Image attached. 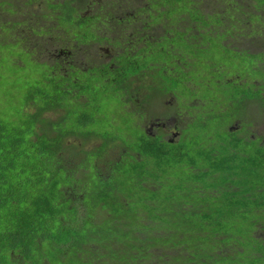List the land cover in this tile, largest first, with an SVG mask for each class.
Wrapping results in <instances>:
<instances>
[{"label":"trees","instance_id":"trees-1","mask_svg":"<svg viewBox=\"0 0 264 264\" xmlns=\"http://www.w3.org/2000/svg\"><path fill=\"white\" fill-rule=\"evenodd\" d=\"M31 1L0 0L7 60L24 66L30 59L41 71L23 97L20 124L16 114L0 115V264H168V256L185 259L179 264H264L256 234L264 222L253 217L264 215V132L251 129L252 117L264 120V0L256 12L244 10V0H214L210 7L219 10L193 0L204 24L176 27L183 32L173 44L162 43L169 15L185 18L173 0H126L132 10L118 16L112 9L121 0H50L48 7L39 0L38 11L22 12ZM100 7L106 12L83 14ZM152 10L167 20L156 24ZM210 11L216 21L206 20ZM202 34L251 58L242 64L247 75L210 58ZM115 38L143 45L123 64L125 53L105 59L98 51ZM186 46L192 62L183 61ZM204 63L216 73L209 77ZM137 80L146 81L144 100L116 110L111 126L96 123L112 98L118 108L130 100ZM215 80L224 92L192 98L197 82L215 89ZM168 94L175 100L159 107L176 111L178 103L186 116L173 139L139 124ZM31 103L34 111L26 109ZM86 142L95 144L85 150ZM167 237L175 243L165 245Z\"/></svg>","mask_w":264,"mask_h":264},{"label":"rangeland","instance_id":"rangeland-1","mask_svg":"<svg viewBox=\"0 0 264 264\" xmlns=\"http://www.w3.org/2000/svg\"><path fill=\"white\" fill-rule=\"evenodd\" d=\"M27 0H23V2L21 3L22 5L24 4V2H26ZM31 1V0H30ZM62 1V0H61ZM103 0H86L84 3V5H95V4H99V2H101ZM105 1V0H104ZM263 0H253V2L251 3V8L250 6H248V0H244L243 4H246L247 6H243V8H245L244 10H252L254 12H256V7L258 5L259 2H261ZM39 0H33L31 1V7L29 10H24L22 12H27V11H31V13H35L38 10H32L34 8H39ZM46 7L50 6V0H44ZM68 1L64 2V3H57L56 5H65V3H67ZM117 2V6L118 8L116 9H112L115 10L116 12V16L118 15H127L128 14V10H132V9H128V3L126 2V0H121V1H115ZM176 9L173 10H181L186 12V13H182L183 16L185 18H182L183 21L179 22L178 20V15L173 18L172 15L170 16V24L172 27H169L167 29L162 30L164 32V38L162 40V43L165 42H170L171 44H173V42L175 41V33L176 32H183V30H180L179 28L176 27H182V29H184L187 24L191 27V26H195L196 28L198 27L199 23H201L202 25L204 24V21L201 22V20H197V18H199L200 16L198 14V8L195 7V1L193 0H184V1H180V0H173ZM226 3V1H224ZM206 5H203L204 10H219V9H214L212 7H210L211 5H214V0H207L205 2ZM209 5V6H208ZM222 5H225L224 3H222ZM229 5V4H228ZM6 6V5H5ZM230 8H234L233 6L229 5ZM7 7V6H6ZM62 8L64 6H61ZM115 7V6H114ZM60 10H63V9ZM122 8V9H121ZM124 9V10H123ZM162 9V8H161ZM46 12H49V16L51 15L52 10H47L45 9ZM98 10H105V8H97L95 10H83L85 12H83L84 15L90 14V13H97ZM127 10V11H126ZM170 10V9H169ZM95 11V12H94ZM159 10H152V14H153V19L156 22V24L162 22H165L167 20L165 15H162L161 13L157 16V12ZM260 12L264 13V10H261ZM54 13V12H52ZM234 12L232 10H229V12L227 13V15L231 16ZM209 16H206V20H214L216 21L217 18L216 16L214 17V13L212 11L209 12L208 14ZM26 16V15H25ZM59 20L64 19L65 15L62 13H60V15L58 16ZM138 18H143L142 15L138 16ZM32 20L35 22L37 19L36 18H32ZM205 20V17H204ZM189 22V23H187ZM227 25V24H226ZM96 27H93V29ZM187 28V27H186ZM116 30V29H115ZM125 32L127 33H131L132 30L130 29H125ZM161 32V31H160ZM160 32L157 34L159 35ZM92 33L95 34V38L92 37ZM114 34L117 35V33L112 32L110 35L114 36ZM206 34V33H204ZM202 34V38L207 40L206 42V47L207 49V53L209 55L210 58H212V56L214 55H218L220 58L223 57L224 61H223V65H225V67H231L233 69V71L236 72V74H239L240 76H246L247 72H248V65H247V69L242 67L243 64V60H246V64H248V62L251 60V58H244L241 56H236V53L230 49V48H224L221 46L220 44V38L214 37V38H208L206 35ZM88 36L90 37V39H93L94 41L99 40V36L98 33H96L95 31H90L88 33ZM201 37V35H200ZM207 37V38H206ZM40 38H43V36H41ZM170 39V40H169ZM140 41H143V39H141ZM112 44L105 43L104 46H99V52H105V59H112L116 54L120 55L122 53H125V57L122 59L123 64L125 63V58L127 57H131L132 55H134L135 53V49L138 46L143 45V43L136 44V40L135 42L129 44V45H122V41H118L117 38L111 40ZM128 43V42H126ZM118 44V45H117ZM128 46V47H127ZM130 49L128 52H126V50ZM8 53L9 51L6 50V48H2L0 47V58H3L2 61H0V115H2L6 120H8V118L13 117L15 114L17 115V123L20 124V116L22 111V107H23V97L27 92V87L30 83L35 82L37 79L40 78L41 76V71L36 70V64H33V61L30 59H26L25 60V64L24 66H18L15 65L13 63H11L9 60H7L8 58ZM183 53H185V57L186 59H183V61L187 62L188 60L192 59L191 62L193 60H195L196 56L192 54V51L186 46ZM131 55V56H130ZM94 56V55H93ZM242 59H239V58ZM104 58V57H103ZM7 60V61H6ZM189 62V61H188ZM21 63V62H20ZM173 65H179L177 63H173ZM181 66V63L180 65ZM204 69L208 72V76L210 77L212 74L216 73V72H211L209 70V67L206 63L203 64ZM247 71V72H246ZM226 73V70H225ZM121 74H126V71H122ZM224 75V70L222 71V73H220V75L218 76H223ZM83 78L86 80V77L83 76ZM94 78H96V75L94 76ZM147 79V78H145ZM87 81V80H86ZM143 82V88L140 89V86ZM146 81H142V80H137L136 82H133L132 84V88H131V92L133 91V95L132 97H130V100H127V96L124 98V100L126 101V104L124 102V100H121L122 103V107H119L120 104L118 102L117 99L112 98L111 104L104 106V113H105V119L103 120H99L97 119L95 122L96 123H100L97 121H104V123L108 126H111L110 124V120L115 118V114H116V110L118 109H130L133 108L135 106V103H141L142 100H144V95L146 93ZM147 82L149 83L150 80L148 79ZM196 83V82H194ZM197 84L199 85V87L194 88L192 91H190L189 93L192 94V98L195 97V95H202L204 98L205 96H212L215 94H219L218 90L223 91V87H221L220 85H218V83L216 82V80L211 83V85L215 88H211L210 86H207L203 83L197 82ZM233 89V88H232ZM101 90V89H100ZM138 90H141V94H140V100L137 98V92ZM229 90V89H228ZM102 91V90H101ZM121 91V90H120ZM225 91V90H224ZM223 91V92H224ZM173 100H175L174 96L168 94L167 96H165L163 99H161L159 102L158 101H154L155 103L153 104V108H156V114H150L149 118H152L150 120L154 121V118H157L158 116L164 115L163 117L167 116V118H169L170 120V124H171V128H174V123H176V121L172 120L173 117V113L174 108L171 109L168 112V108H166V106H168L170 103L173 102ZM160 104H165L166 106H160ZM117 107V108H116ZM143 107V105H142ZM27 110L29 111H34L35 110V106L33 105V103H31L30 105H28L26 107ZM133 110V109H132ZM212 112H209V114H211ZM56 114L54 113H48L47 116L49 117H54ZM16 118V117H15ZM13 118V119H15ZM126 118H130V115H127ZM251 117H248V120ZM264 119V118H263ZM120 123H122L124 120L123 119H119ZM251 120L253 121V127L251 128L253 132L257 131L259 133L264 132V120H262V115L260 116H256V117H252ZM149 123V122H148ZM243 129V128H241ZM244 132H246L245 128L243 129ZM162 134V133H160ZM170 137V136H169ZM76 139L70 138L68 140V145H74ZM78 142V146L82 147V143L79 139H77ZM96 142V141H94ZM94 142H86V146H84V149H89L91 148L92 145H94ZM118 150H115V152H117ZM257 194V193H256ZM256 215H254V219L257 222H264V215L263 213H255ZM263 215V216H261ZM264 226H262L261 224L257 226V235L261 236L264 238V230H262ZM165 241V245L170 246L173 245L175 243V240L173 238L168 239V237L164 240ZM157 252V251H156ZM179 250H173L172 254H178ZM169 260H168V264H179L181 261H185V259H181L178 257H171L168 256Z\"/></svg>","mask_w":264,"mask_h":264},{"label":"flooded vegetation","instance_id":"flooded-vegetation-1","mask_svg":"<svg viewBox=\"0 0 264 264\" xmlns=\"http://www.w3.org/2000/svg\"><path fill=\"white\" fill-rule=\"evenodd\" d=\"M176 108L177 110L173 113V117H172V120L176 121V123H174V128H171L169 118H167V116L163 117L164 115L158 116L157 118H154V121L150 122L152 118H149L150 117L149 112H146V114L148 115L144 118L143 122L139 124L141 126H144L145 131L149 134L156 135V134L163 133L166 138L173 139L179 135V132L176 131L175 129L176 125H180L183 122V120L186 118L184 111H183L184 107L176 103ZM237 121H238V124L235 122L236 127L240 128L241 125L239 126V123H240L239 119Z\"/></svg>","mask_w":264,"mask_h":264},{"label":"clouds","instance_id":"clouds-1","mask_svg":"<svg viewBox=\"0 0 264 264\" xmlns=\"http://www.w3.org/2000/svg\"><path fill=\"white\" fill-rule=\"evenodd\" d=\"M125 104H126V101L124 100Z\"/></svg>","mask_w":264,"mask_h":264}]
</instances>
